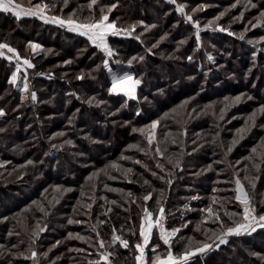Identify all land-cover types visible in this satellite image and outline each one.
<instances>
[{
  "label": "trees",
  "instance_id": "1",
  "mask_svg": "<svg viewBox=\"0 0 264 264\" xmlns=\"http://www.w3.org/2000/svg\"><path fill=\"white\" fill-rule=\"evenodd\" d=\"M178 1L191 22L168 0H43L54 14L80 23L106 14L120 29L136 25L132 36L109 37L112 72L103 66L104 53L79 33L0 12V40H39L67 53L55 67L44 48H28L34 68L27 92L24 79L8 84L11 74L3 73L0 58V264H90L100 251L135 264L145 208L154 220L163 208L171 228L189 221L171 244L180 255L189 237L207 239L211 222L202 209L212 207L229 226L241 219L227 215L242 212L237 178L257 214H264V113L258 111L264 106L258 44L264 42L257 43L264 37V0ZM204 3L224 15L209 21ZM217 25L224 31L209 28ZM236 25L252 47L225 34ZM125 73L141 81L135 99L110 92L113 77ZM246 94L252 95L246 100ZM153 231L148 253L153 245H159L156 255L168 251ZM114 236L128 240V248ZM209 240L211 250L189 264H264V228L225 244ZM33 251L35 261L26 259Z\"/></svg>",
  "mask_w": 264,
  "mask_h": 264
},
{
  "label": "snow or ice",
  "instance_id": "2",
  "mask_svg": "<svg viewBox=\"0 0 264 264\" xmlns=\"http://www.w3.org/2000/svg\"><path fill=\"white\" fill-rule=\"evenodd\" d=\"M29 2L31 4V0H29ZM92 2L95 3V0H92ZM169 2L175 4L176 0H169ZM66 3H67V0H65V4ZM252 6L255 7V5H252ZM50 7L51 6L47 3H44L43 0H41V2L35 3L34 5L28 8H22L20 4L14 3V0H0V12L14 13L15 16L18 18L22 15L38 17L39 19L43 20L45 23L58 24L61 27L66 26L69 31L77 32L80 35L86 37L93 46L98 48L107 57L102 62L105 68H109V59L115 55L112 47H110L109 37L110 36L117 37L121 35L132 36L135 30V27H136V25H131L130 28L128 29H120L116 26L115 22H109V17L106 14H102L98 20H94L91 23H78L76 20L72 18V16H69L67 19H63L57 16L46 15V11L49 10ZM113 7H115V5H113ZM176 10L180 12L182 15H184V5L177 4ZM108 11L110 12L111 8ZM223 15L224 13H221V16ZM261 16L264 17V13H261ZM186 19L188 21H192V16L188 15ZM216 19L219 20L220 17H217ZM211 23L213 22H209L210 25ZM195 27L197 29L196 38L199 41L200 39L199 22H195ZM219 30L224 31L223 28H220ZM136 38L139 39V37H136ZM30 46L34 50L40 48L38 44H32ZM5 49L7 50V53H12L13 56H15L17 60L16 72L13 74L10 80V83L15 85L17 82V78H18L17 73H20L21 68H22V65L19 63L20 57H19L17 50L9 46L7 43H0V57H4L8 60H12L13 56H8L7 53L4 51ZM208 58L210 60L212 59L211 56H209ZM133 59H136V57H133ZM139 59L142 60L143 57H140ZM189 59H191V57H189ZM116 63L119 64L120 61H116ZM128 63L131 64L132 61L130 60ZM23 66H26V67H25V75L23 77L25 80V83L23 85L22 90L27 92L29 89V85L27 83L26 70L28 68H33L34 65L31 63L30 60L24 59ZM109 71L111 70L109 69ZM78 78H83V77H78ZM140 83H141L140 80L134 79L132 75L125 73L122 76L113 77L110 92L116 93V94L123 93L129 98L135 99L136 98L135 97L136 88L140 85ZM31 99L36 100V94L34 92L31 93ZM239 99L240 97L236 98L237 101ZM258 111L261 113H264V106H262ZM0 115H3L2 111H0ZM255 115L256 113H253L249 117V120L253 122V125L255 124V119H254ZM157 123L158 122H154L151 125V127L155 129ZM152 142H153V136L150 134L148 136V143L151 145ZM68 143H71V142L68 141ZM156 151L159 153L158 148L156 149ZM229 151H231V149H229ZM253 151H255V149H253ZM122 158L126 159V157H122ZM135 162L140 163V161H135ZM29 163H32V162L29 161ZM177 166H179V162H177ZM110 167L117 168L118 165L113 163L112 165H110ZM157 167H161V170L163 171V168L161 165H157ZM128 171L130 172L131 169H128ZM95 175L97 174L93 173V176ZM153 175L155 176L156 173H153ZM160 178L164 179V177H160ZM89 179H91V177H89ZM167 182L171 183L170 180ZM235 184H236V193H237L235 196V200L238 201L239 204L243 206V211L242 213H230V214L226 213V214L229 215L230 219H232L235 216H241V219L239 221L232 219V224L231 226H229L225 223V221L221 219L219 213L213 212L212 207H208L206 209L201 210V211L207 212L209 217H214V222H216L219 225V228H220L219 233L213 232L212 235L215 237V239L219 241L220 244L227 243V238L230 236H240L244 233L254 232L256 231L257 228H264V214H257V210L255 207L251 205L250 199L247 193L245 192L244 187L239 178L235 180ZM149 198H150L149 196L144 197L145 200H148ZM88 207L90 208L91 205H88ZM163 212H164V209L161 208L160 216L154 220L153 213L150 212L147 208L144 209V216L142 218V223L140 225V236L142 237L143 243L136 244V248L138 249L140 253V255L136 257L137 261H139V264H149V262L145 259L144 249L148 246L150 242L152 231L154 228L159 230L160 239L163 240L164 244L169 245V249L167 251V255L162 258L159 255H155L156 248L159 247V245L153 246L152 252L155 258L150 261V264H189V261L193 256L200 254V253H204L212 247V244L204 242L202 243L200 247H197L195 249L186 250L180 255H174L171 250L169 241H170V237L175 236L176 233L180 231V229H173L170 232L167 231L164 227V224L162 223ZM68 222L70 224L73 223L72 220H69ZM41 231H43V229H41ZM97 235H99V233H97ZM189 239L191 240V238ZM115 241H119V243L124 248H128L129 246L128 240L122 239L120 236H114L113 242ZM99 247L100 249L105 248V243L103 240L99 242ZM98 255H99V259H97L94 262H90V264H111L109 257L112 255V253L106 252V251H100L98 252ZM36 256H37V253L33 251L31 254V257H25V258L26 259L30 258L35 261Z\"/></svg>",
  "mask_w": 264,
  "mask_h": 264
},
{
  "label": "rangeland",
  "instance_id": "3",
  "mask_svg": "<svg viewBox=\"0 0 264 264\" xmlns=\"http://www.w3.org/2000/svg\"><path fill=\"white\" fill-rule=\"evenodd\" d=\"M26 1L27 0H14V3H18V4H20L21 5V7L22 8H28V7H30V6H32V5H29V4H26ZM169 1V0H168ZM182 1H184L185 2V0H182ZM177 4H182V5H184L183 3H180L178 0H176V3L174 4V6L176 7V5ZM202 7L203 6H205L206 8H208V9H210V13H211V18H210V20L209 19H207V20H209V21H212V20H215L217 17H222L221 16V13H218V12H216V11H214V9H212L213 7H207V5L204 3V4H202L201 5ZM200 6V7H201ZM194 10L195 9H193L192 10V12H194ZM46 15H48V16H57V17H60V18H63L61 15H58V14H54L52 11H50V10H47L46 11ZM188 15H190V13H189V11H188V9H187V7H186V5H184V17L186 18ZM70 15H66V16H64L65 18H63V19H67V17H69ZM191 16V15H190ZM26 17V16H25ZM30 17H33V16H30ZM36 18H38V17H36ZM73 18V17H72ZM193 20V19H192ZM236 20V19H235ZM43 21V20H42ZM78 22V21H77ZM110 22V21H109ZM191 22V21H190ZM78 23H80V22H78ZM209 23V22H208ZM51 24H53V23H51ZM253 25H251V26H255V23H252ZM57 25V26H56ZM207 25L208 24H205L204 23V26H206L207 27ZM52 26V25H51ZM249 26V25H248ZM57 28V29H59V30H63L64 31V29H62V27L61 26H59L58 24H54V28ZM235 27H237V28H235L236 29V32L234 31H231V30H225V34H227L229 37H233V38H238V39H240L244 44L246 43V45H249V46H253L254 44L253 43H251L250 41H246L245 39H241L238 35H241L242 34V32L240 31V27L238 26V25H236ZM64 28H66V29H68L66 26L64 27ZM209 28H213L214 30L216 29V30H219L220 28H222V26H220V25H217V26H214V27H209ZM252 28V27H251ZM19 29H21V28H19ZM24 29H26V28H24ZM211 30V29H210ZM12 31H13V33H15V31H16V29H14V30H11V33H12ZM22 31H24V30H22ZM24 34L25 35H27L28 34V32H24ZM121 36H124V35H121ZM261 39V42H257V43H263L264 42V37H261L260 38ZM23 39L22 40H18L17 41V43L16 44H11L10 42H4V41H2V40H0V43H7L9 46H11V47H13V48H15L16 50H17V52H18V54H19V57H20V60H19V63L22 65V68H21V72L20 73H17V82H16V84H18V83H20L19 81H23V77H24V75H25V67L26 66H23V60L24 59H28V60H30L31 61V63L33 64V62H32V58H31V55H30V53L28 52V48H31L34 52H36V50H43L42 48H44V50H45V52H46V54L48 55V58L50 59V60H53L54 62H53V64H54V66L55 67H59V66H61L62 64H64V62L65 61H61V60H66V58H67V53L66 52H64V51H62L61 49H60V47L58 46V45H44L42 42H40L39 40H33V41H31V40H28L27 41V43H25V41H24V43H23ZM32 44H38L39 46H40V48L39 49H33L30 45H32ZM19 45V46H18ZM262 44H258V46L259 47H261V49H263L264 50V47L263 46H261ZM6 53H7V50L5 49L4 50ZM114 51V50H113ZM114 53H115V51H114ZM7 55L8 56H13V54L12 53H7ZM61 56H63V59H61ZM105 55H104V58H103V60L105 59ZM0 58H2V59H4L5 60V68L4 67H2L1 68V70L3 71V73L4 72H9L10 74H11V76H10V80H11V78H12V76H13V74L16 72V64H17V60H16V58H15V56H13V58H12V60H8V59H6V58H4V57H0ZM34 65V64H33ZM34 68V67H33ZM33 68H28L27 70H26V74H27V76H28V74H29V72L30 71H32L33 70ZM107 69V71H109V69L111 70L110 72H112V70H113V66H112V63H111V58L109 59V68H106ZM1 72V71H0ZM21 73H23V74H21ZM0 75H1V73H0ZM133 76V75H132ZM114 77H116V76H114ZM133 78L134 79H136L134 76H133ZM8 84H10L11 86H13L14 84H12V83H8ZM139 87V86H138ZM138 87H137V89H136V94H137V92H138ZM111 88V87H110ZM264 89V88H263ZM114 94H116V93H114ZM135 94V97L137 96ZM118 95H124L123 93H119ZM251 95L252 94H246V100L247 99H249L250 97H251ZM124 96H126V95H124ZM127 97V96H126ZM129 98V97H128ZM262 107V106H261ZM260 107V108H261ZM1 111V110H0ZM243 117H245V115H243V116H240V115H237L236 116V119H240V118H243ZM263 125V124H262ZM261 125V126H262ZM244 187V186H243ZM235 190H236V188H235ZM244 190H245V192L247 193V195H248V197H249V193H248V191L244 188ZM237 194V193H236ZM236 194H235V196H236ZM249 199H250V197H249ZM238 202V201H237ZM239 203V202H238ZM250 203H251V201H250ZM240 205V204H239ZM240 207H241V210L243 211V206L242 205H240ZM242 213V212H241ZM160 215V214H159ZM164 215V214H163ZM207 215H208V213H207ZM153 219H154V217H153ZM204 221H206V222H211L210 224H208L207 225V227L206 228H204L205 230H206V235H207V239L206 240H204L203 239V237H201V238H191V241H189L188 240V243H187V249L186 250H189V249H195V248H197V247H200L201 245H202V243H204V242H207V243H209L210 244V237H211V239L213 238V232H216V233H219V230H220V228H216V224H214V223H212L213 221H214V217H206L205 218V220ZM142 223V222H141ZM162 223L164 224V227H165V229L167 230V231H171V230H173V229H176V228H171V227H168L167 225H166V223L162 220ZM187 225H189V221H187V222H184V223H182V225H180L181 227H179V228H177V229H180V231L178 232V233H176V235L175 236H173V237H170V246H171V244H172V242H173V240H174V238L176 237V236H178V235H180V233H181V231H183V230H185V228H186V226ZM211 226V227H210ZM156 228H154V230H155ZM157 230V232H158V239H159V241L162 243V245L164 246V248H166L167 250H168V248H169V245H166V244H164V242H163V240H161L160 239V236H159V230L158 229H156ZM154 232V231H153ZM153 232H152V235H151V239H152V237H153ZM203 234H205L204 232H203ZM190 238V237H189ZM151 239H150V242H151ZM208 240V241H207ZM150 242H149V244H150ZM140 243L142 244L143 243V240H142V238H141V240H140ZM149 244H148V246L144 249V253H145V259L149 262V264H150V261L152 260V259H154L155 258V256H154V254H149L148 253V249H149ZM153 246H155V245H153ZM212 248V247H211ZM211 250V249H210ZM208 251V250H207ZM206 251V252H207ZM138 255H140V253H139V251H138V249H137V255H136V257L138 256ZM156 255V254H155ZM158 255L159 256H161L162 258L163 257H165L166 255H167V251L166 252H164V250H159V252H158ZM115 260H116V258L114 257V255H111ZM117 262H118V260H116ZM135 261H136V263L135 264H139V261H137V259L135 258ZM118 264H120L119 262H118Z\"/></svg>",
  "mask_w": 264,
  "mask_h": 264
},
{
  "label": "built area",
  "instance_id": "4",
  "mask_svg": "<svg viewBox=\"0 0 264 264\" xmlns=\"http://www.w3.org/2000/svg\"><path fill=\"white\" fill-rule=\"evenodd\" d=\"M106 58L107 57H105V59ZM109 260L111 261V264H118V262L112 256L109 257Z\"/></svg>",
  "mask_w": 264,
  "mask_h": 264
},
{
  "label": "crops",
  "instance_id": "5",
  "mask_svg": "<svg viewBox=\"0 0 264 264\" xmlns=\"http://www.w3.org/2000/svg\"><path fill=\"white\" fill-rule=\"evenodd\" d=\"M14 14V13H13ZM23 16V15H22ZM137 89V88H136ZM154 230V229H153ZM153 232V231H152Z\"/></svg>",
  "mask_w": 264,
  "mask_h": 264
}]
</instances>
